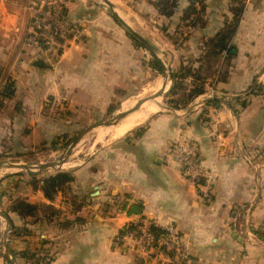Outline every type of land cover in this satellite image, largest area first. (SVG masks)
Returning a JSON list of instances; mask_svg holds the SVG:
<instances>
[{"label":"crops","instance_id":"1","mask_svg":"<svg viewBox=\"0 0 264 264\" xmlns=\"http://www.w3.org/2000/svg\"><path fill=\"white\" fill-rule=\"evenodd\" d=\"M40 1L0 0V156L42 150L69 116L103 117L113 103L139 95L145 72L159 74L100 0H64L80 34L62 48L29 45L30 7ZM109 1L168 56L173 71H191L187 89L200 84L204 91L96 148L52 199L27 184L28 174L5 177L0 201L50 209L36 222L5 211L16 264L37 260L25 255L35 249L38 260L50 257L47 264H145L118 240L138 217L158 228L174 225L192 264H264V0ZM255 87L263 92L253 94ZM185 141L214 174L207 197L169 154Z\"/></svg>","mask_w":264,"mask_h":264},{"label":"built area","instance_id":"2","mask_svg":"<svg viewBox=\"0 0 264 264\" xmlns=\"http://www.w3.org/2000/svg\"><path fill=\"white\" fill-rule=\"evenodd\" d=\"M32 16L29 23L27 43L31 46L56 50L62 48L69 37H78L80 26L66 11L64 0H41L30 7ZM170 156L180 164L183 174L197 188L202 197L212 190L214 174L203 167L199 149L194 142H180L172 145ZM156 227L145 217L131 222L118 237L144 259L146 264H192L185 240L174 225ZM164 259V260H162Z\"/></svg>","mask_w":264,"mask_h":264},{"label":"rangeland","instance_id":"3","mask_svg":"<svg viewBox=\"0 0 264 264\" xmlns=\"http://www.w3.org/2000/svg\"><path fill=\"white\" fill-rule=\"evenodd\" d=\"M132 39L134 40V38H132ZM134 41L139 46H141V44L136 39ZM144 50L147 53L146 54L147 57L152 56L146 49H144ZM152 58H153L152 59L153 66L156 69L157 68L156 62H158V61L155 57L152 56ZM166 64H167L166 65L167 77L163 76V74H162L163 69H162V66L160 63H159L160 70H159L158 75L156 72H154L153 75H151L150 73L147 75V73L145 72V76H144V80H143V82H144L143 89L141 90L139 95H137V97L135 99H133V101H129V102L134 103V100L145 98V96L147 97V96L157 92L159 89L153 93L147 92V88H149V86L154 81H157V79H158V81L166 82L167 89H169L170 84H171L170 77H169V68L171 69V61L169 60L168 56H167ZM177 72H178V70L174 71V73L176 75V83H177ZM164 82L161 83L160 89H161ZM176 83H175V85H176ZM173 89H174V87H173ZM182 95H184V94H182ZM159 98L161 100V103L164 106L161 108L160 111H158L154 115H157V114L163 113V112H171V110H173V109L174 110L178 109V108H174L173 105H171V102H170L171 101V91L166 97H159ZM61 104H62L63 108L59 107L60 109H62L60 114L64 115V113H66V111H65L66 105L63 102ZM120 104L121 103H113V105L111 107L112 111H109V113L104 115L103 117L90 118V117H86L83 115H78L77 117H70L69 116V119L64 118L66 121V122L65 121L63 122L65 124V126H64L65 131L63 133H61L60 128L57 127L56 133L49 132L48 133L47 147H45V148L43 147L42 150H39V149L25 150L21 154L0 156V163L15 162V163H20V164H26V165H29L36 172L38 171L37 170L38 167L42 164L52 163V162L61 160L63 158H66V161L62 166L51 167L43 173H28L26 171H21L18 169H6L4 167H0V182L11 173L28 174L29 180L27 181L28 182L27 184H29L33 190H38L39 188L41 189V181L44 178L55 175L59 172L70 173L74 167H77L79 164L83 163L87 159L88 155L90 153H92L93 151H95L96 148L103 146V145L107 144L108 142L114 141L115 139H117V138H114V139L113 138H106V139L100 140L98 135H97V132L102 127H97V128H94V129L88 131L87 133H85V135L72 148L70 156H68V157L66 156L67 151H68L70 145L72 144L73 140L82 131H84L88 126H90L92 124H97V123L106 121V120L110 119L111 117H113L112 114L115 112L114 110H117L118 108H120ZM181 105H183V104H181ZM154 115H152V116H154ZM65 116L67 117V115H65ZM67 122H69V123H67ZM0 196H4V192L0 193ZM22 200L27 202L25 199H18V200H14V201L10 200V199L5 201V199H4L3 202L0 201V211L7 214L8 213L7 211H12L13 208H17V205H18L17 202L22 201ZM27 203H29V202H27ZM34 205H36L37 208L39 209L38 206H40V204H34ZM18 208H20L22 211L26 212L27 214H28V212H29V214H32V215H27V217H30L29 221H31V222L38 221L37 218H38V215L40 213V209L35 210V209H32L31 207H27L24 205L22 207H18ZM20 209H18V210L21 211ZM41 210L45 213L50 212V209H48V208H42ZM13 211H15V210H13ZM7 229H8L7 222L5 221V219L3 217L0 216V254L4 253L3 242L6 240L10 246V242H12V239H13V233L11 232L12 229L8 233V236L6 239L5 236H6ZM39 253H40L39 249H35V250L26 251L25 255H26L27 259H30V260H33L32 258L37 259V260L32 261L31 264H47L50 261L49 260L50 257L48 258V261H46V262L40 261L38 259L43 257V256H41ZM13 256L15 258L14 254H13ZM37 256H38V258H37ZM3 264H7L5 262V260H4ZM145 264H146V262H145Z\"/></svg>","mask_w":264,"mask_h":264},{"label":"water","instance_id":"4","mask_svg":"<svg viewBox=\"0 0 264 264\" xmlns=\"http://www.w3.org/2000/svg\"><path fill=\"white\" fill-rule=\"evenodd\" d=\"M101 3L103 5H105L107 7V9L109 10V12L111 13V15L113 16V18L122 26L124 27V29H126V31L134 38L136 39L141 46L146 49L153 57H155L157 59V61L161 64L162 66V74L164 77H167V73H166V61H167V56L166 54L161 51L156 45H154L152 42H150L148 39L144 38L143 36H141L133 27H131L118 13L116 7L109 1V0H100ZM36 66H45V63L43 62V60H37L35 62ZM169 77H170V87L169 89H167L166 87V82L163 83L161 89H159L157 92H155L154 94H151L145 98L142 99H137L134 101V103L132 102L131 106L128 109H124L122 104L120 106V108H118L117 110H114L115 112L112 114L113 117H111L110 119L97 123V124H92L90 126H88L84 131H82L72 142V144L70 145L68 151H67V157L70 156L72 148L74 147V145L85 135V133H87L88 131L97 128V127H102V128H108L111 126H116L122 119H124L125 117H127L128 115H130L131 113L137 111L138 109L141 108V106L143 104H145L147 101L150 100H154L157 99L159 97H166L170 91H172L175 83H176V75L174 73V71L172 70V68H169ZM66 161V158H63L61 160L52 162V163H47V164H42L38 167V171H34L29 165L26 164H20V163H15V162H6V163H0V167H4L6 169H18L21 171H26L28 173H43L45 171H47L49 168L51 167H55V166H62ZM0 216L3 217L5 219V221L7 222L8 225V229L6 232V239L8 236V233L10 232V230L12 229V225L11 222L8 218V216L0 211ZM3 246H4V253H3V258L5 260V262L7 264H16L15 258L12 254L11 248L9 246V243L5 240L3 242Z\"/></svg>","mask_w":264,"mask_h":264},{"label":"trees","instance_id":"5","mask_svg":"<svg viewBox=\"0 0 264 264\" xmlns=\"http://www.w3.org/2000/svg\"><path fill=\"white\" fill-rule=\"evenodd\" d=\"M161 8H162V5H161ZM166 10L167 9H165L164 11L167 12ZM235 15L238 16V13L235 14ZM227 30H229V28ZM230 32L231 31H227L225 33V36H223L221 34V36L219 38V43L216 44L217 46L221 47V49L223 48V46H221V44L224 42V40H226L227 35ZM156 65L158 66V69L160 70L158 62H156ZM187 75H189V76L191 75L192 77H194L193 74H191V71L188 68H183L182 67L177 72V83H176L173 91L171 92V101H170L171 105H173L174 108H178L179 109V108H182V107L186 106L190 101H192L198 95L202 94L203 91H204V85H200V84H195L191 88L187 89L186 86L184 85ZM262 90L263 89L261 87H257V88L255 87L252 90V93L253 94L254 93H262L263 92ZM180 92L182 94H184V95H182ZM181 104H183V105H181ZM242 104H243V106H245V102H243ZM72 179H73V177H72L71 173L59 172V173H57L55 175H52V176L44 178L41 181V190L43 191V193H44L46 198L52 199L54 197V195L57 193V191H59L61 188H63L67 183L71 182ZM17 204H18L17 208H13V210H15L16 213H18L19 215L25 216V217H27V215H32V214H29V212L27 214L26 212L22 211L18 207H22L24 205V206H27V207H31L32 209H35V210L38 209L36 205L27 203L24 200L18 201ZM38 207L41 210L45 206L44 205H40ZM18 209H20L22 212L19 211ZM159 229L160 228H158V227H154L153 228V230H155L157 232L160 231Z\"/></svg>","mask_w":264,"mask_h":264},{"label":"bare ground","instance_id":"6","mask_svg":"<svg viewBox=\"0 0 264 264\" xmlns=\"http://www.w3.org/2000/svg\"><path fill=\"white\" fill-rule=\"evenodd\" d=\"M164 82V81H163ZM160 83L161 81H154L149 88H147V92L153 93L156 90L160 89ZM160 85V86H159ZM167 88V87H166ZM145 94V93H144ZM148 95V94H147ZM146 97V96H145ZM135 101V100H134ZM131 102H126L123 105L124 109H127V105H129ZM132 104V103H131ZM130 104V106H131ZM164 105L161 103L160 98L147 101L145 104L141 106L140 109L137 111L131 113L124 119H122L118 125L111 126L109 130L105 131L103 134H99L97 132V135L99 139H103L104 137L108 136L107 138H119L123 135H125L127 132L133 130L134 128L142 125L143 123L147 122L148 119L155 113L161 110V108ZM104 129V128H103ZM102 130V129H99ZM89 134V133H88ZM92 137V136H91ZM106 139V138H105ZM109 140V139H108ZM73 156V155H72Z\"/></svg>","mask_w":264,"mask_h":264}]
</instances>
